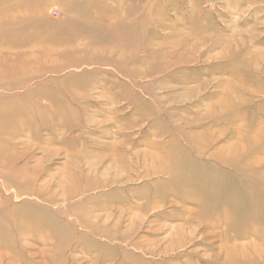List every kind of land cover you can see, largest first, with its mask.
<instances>
[{"label": "rangeland", "instance_id": "1", "mask_svg": "<svg viewBox=\"0 0 264 264\" xmlns=\"http://www.w3.org/2000/svg\"><path fill=\"white\" fill-rule=\"evenodd\" d=\"M46 1L0 0V264H264V0Z\"/></svg>", "mask_w": 264, "mask_h": 264}, {"label": "bare ground", "instance_id": "2", "mask_svg": "<svg viewBox=\"0 0 264 264\" xmlns=\"http://www.w3.org/2000/svg\"><path fill=\"white\" fill-rule=\"evenodd\" d=\"M6 162H7V160L3 161V163H0V167L4 168V167L8 166ZM14 183H18V184H16L18 192H22V191L26 190L24 187H22V183L19 180H17V178H14V180H12L10 183L8 181H5V184H2V186L5 188V187H8L9 185L14 184ZM0 189H1V187H0ZM1 202H3L4 205H2ZM1 202H0V210H3V209L8 207L9 204L4 202V200H2Z\"/></svg>", "mask_w": 264, "mask_h": 264}, {"label": "crops", "instance_id": "3", "mask_svg": "<svg viewBox=\"0 0 264 264\" xmlns=\"http://www.w3.org/2000/svg\"><path fill=\"white\" fill-rule=\"evenodd\" d=\"M19 3L22 4V0H19ZM46 3H47V4H49V3L54 4L55 1H54V0H52V1H51V0H47Z\"/></svg>", "mask_w": 264, "mask_h": 264}]
</instances>
